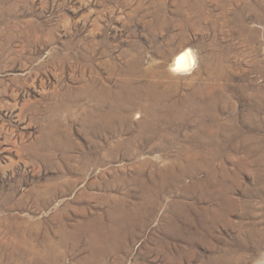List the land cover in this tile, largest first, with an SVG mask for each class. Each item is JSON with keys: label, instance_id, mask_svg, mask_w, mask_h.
Listing matches in <instances>:
<instances>
[{"label": "rangeland", "instance_id": "obj_1", "mask_svg": "<svg viewBox=\"0 0 264 264\" xmlns=\"http://www.w3.org/2000/svg\"><path fill=\"white\" fill-rule=\"evenodd\" d=\"M263 260L264 0H0V264Z\"/></svg>", "mask_w": 264, "mask_h": 264}, {"label": "bare ground", "instance_id": "obj_2", "mask_svg": "<svg viewBox=\"0 0 264 264\" xmlns=\"http://www.w3.org/2000/svg\"><path fill=\"white\" fill-rule=\"evenodd\" d=\"M180 57H185V64L183 66V70L177 72V71H175L176 62H177V60L180 59ZM189 58H191L190 62H189ZM170 66H171V71L174 73H180V74L190 73L192 71V69L194 68V57H193L192 52L190 50H186L185 52H180L178 55L175 56V58L173 59V62ZM263 262H264V260H263Z\"/></svg>", "mask_w": 264, "mask_h": 264}, {"label": "clouds", "instance_id": "obj_3", "mask_svg": "<svg viewBox=\"0 0 264 264\" xmlns=\"http://www.w3.org/2000/svg\"><path fill=\"white\" fill-rule=\"evenodd\" d=\"M191 61V58H189V62ZM185 64V57H180L179 60L176 62V68L175 71L179 72L183 70V66ZM258 264H264V262H258Z\"/></svg>", "mask_w": 264, "mask_h": 264}]
</instances>
